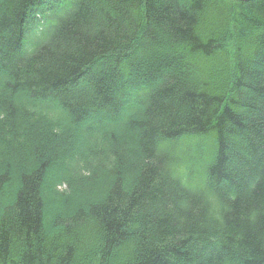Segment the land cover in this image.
<instances>
[{
    "label": "trees",
    "instance_id": "1",
    "mask_svg": "<svg viewBox=\"0 0 264 264\" xmlns=\"http://www.w3.org/2000/svg\"><path fill=\"white\" fill-rule=\"evenodd\" d=\"M0 264H264V0H0Z\"/></svg>",
    "mask_w": 264,
    "mask_h": 264
},
{
    "label": "rangeland",
    "instance_id": "2",
    "mask_svg": "<svg viewBox=\"0 0 264 264\" xmlns=\"http://www.w3.org/2000/svg\"><path fill=\"white\" fill-rule=\"evenodd\" d=\"M209 138H190L181 139L179 141V146L173 149L176 156L183 158L185 160V166H193L197 162L199 156V147L203 146L205 143H209ZM64 187V186H62Z\"/></svg>",
    "mask_w": 264,
    "mask_h": 264
}]
</instances>
